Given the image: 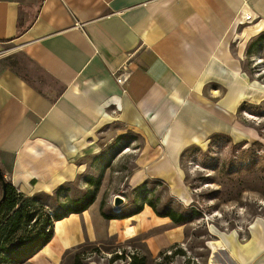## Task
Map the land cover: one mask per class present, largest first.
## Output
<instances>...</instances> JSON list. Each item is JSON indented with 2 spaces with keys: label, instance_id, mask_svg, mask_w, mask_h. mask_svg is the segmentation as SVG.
<instances>
[{
  "label": "crops",
  "instance_id": "obj_1",
  "mask_svg": "<svg viewBox=\"0 0 264 264\" xmlns=\"http://www.w3.org/2000/svg\"><path fill=\"white\" fill-rule=\"evenodd\" d=\"M244 11L255 20L237 26ZM261 40L264 0H0L5 182L26 196L76 182L99 135L116 127L118 137L136 139L125 145L128 190L163 185L186 204L185 151L222 137L257 140L243 121L264 101ZM123 69L130 76L119 86L114 74ZM115 196L124 199L118 208L97 196L54 220L50 241L24 264H62L79 247L112 238L140 241L152 257L185 241L188 225L160 216L152 201L130 209L131 199ZM208 233L204 264H264V218Z\"/></svg>",
  "mask_w": 264,
  "mask_h": 264
},
{
  "label": "rangeland",
  "instance_id": "obj_2",
  "mask_svg": "<svg viewBox=\"0 0 264 264\" xmlns=\"http://www.w3.org/2000/svg\"><path fill=\"white\" fill-rule=\"evenodd\" d=\"M259 46L264 49V40ZM10 53L11 47L7 46L3 59L5 65L11 62L8 61L13 57ZM261 55L264 58V52ZM20 62L26 64L21 57ZM254 69L260 71L262 67L257 65ZM247 110L249 115L243 123L257 132V140L233 145L222 137L204 148H192L183 154V182L191 193V200L186 204L173 200L163 185L152 187L154 192L128 190L126 179L133 164L132 151L125 145L136 139L130 133L118 137V129L114 127L99 135L98 146L94 148L97 154L83 158V166L79 168L83 172L78 181L65 184L51 193L22 194L23 199L30 201L26 210L34 217L24 230L15 234L14 239L23 237L22 245H27L41 232L51 233L56 216H65L97 196L105 207L110 205L114 195L120 194L131 199L130 209H135L137 200L152 201L159 213L170 211L188 218L185 241L159 257L149 255L139 241L104 246L85 244L66 255L62 264H108L112 257L109 252L120 254L122 250L129 254L137 250L140 256L146 257L142 264H204L205 244L210 240L209 228L244 227L254 218H264V101ZM35 221L42 223L36 225ZM13 245L7 247L11 249ZM129 263L130 259L126 258L113 264Z\"/></svg>",
  "mask_w": 264,
  "mask_h": 264
},
{
  "label": "trees",
  "instance_id": "obj_3",
  "mask_svg": "<svg viewBox=\"0 0 264 264\" xmlns=\"http://www.w3.org/2000/svg\"><path fill=\"white\" fill-rule=\"evenodd\" d=\"M2 195L3 181H0V200L2 198ZM29 202L30 201L28 199H23V195L21 193H18L11 185L5 182V199L0 202V255L4 256L0 257V264L25 263L31 258L33 253H35L44 245H46L52 237V233L48 234L41 232L36 239L34 238L33 240H30L27 245H22L23 237L18 236L16 239H14L15 234L19 231L24 230L27 224L32 221L34 217V215L30 213V211L26 210V208L28 207L27 204ZM91 202V200H88V203L74 209L71 213L82 212ZM160 216L170 217V219L178 225H183L187 223L188 219L182 215L175 216L172 213L160 214ZM105 217L107 216L105 215ZM60 218L62 217L56 216L55 220H58ZM48 222L49 220L47 221V223ZM38 223L42 222L37 221L36 225ZM115 242L116 240L112 238L100 245L104 246ZM12 243H14L13 247H11V249L8 248L7 246L11 245ZM171 248L159 252L157 257L161 256L166 251H170ZM109 253L112 254V257L108 264H113L117 261H124L126 260V258L130 259L129 264H142L143 261L146 259V257L140 256L137 250H135L131 254L127 253L126 250H122L120 254H117L116 252Z\"/></svg>",
  "mask_w": 264,
  "mask_h": 264
},
{
  "label": "built area",
  "instance_id": "obj_4",
  "mask_svg": "<svg viewBox=\"0 0 264 264\" xmlns=\"http://www.w3.org/2000/svg\"><path fill=\"white\" fill-rule=\"evenodd\" d=\"M254 20L255 19L253 18V16L249 12L244 11V12H242V14L237 19V26L238 25L243 26L245 24H249V23L253 22ZM114 76H115L116 83L119 86H123L127 82V80L129 79L130 72L127 71L126 69H123L122 71H118V73H115Z\"/></svg>",
  "mask_w": 264,
  "mask_h": 264
},
{
  "label": "water",
  "instance_id": "obj_5",
  "mask_svg": "<svg viewBox=\"0 0 264 264\" xmlns=\"http://www.w3.org/2000/svg\"><path fill=\"white\" fill-rule=\"evenodd\" d=\"M0 181H3V195H2V198L0 200V202H1L5 199V180L3 178L1 171H0ZM123 204H124V199L120 196H115L112 200V206L115 208H118V207L122 206Z\"/></svg>",
  "mask_w": 264,
  "mask_h": 264
}]
</instances>
